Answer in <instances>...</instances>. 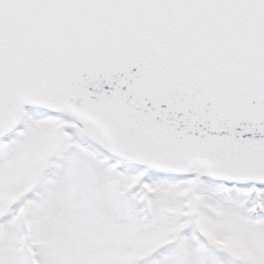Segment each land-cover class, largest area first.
<instances>
[{"label":"snow or ice","instance_id":"obj_1","mask_svg":"<svg viewBox=\"0 0 264 264\" xmlns=\"http://www.w3.org/2000/svg\"><path fill=\"white\" fill-rule=\"evenodd\" d=\"M0 264H264V0H0Z\"/></svg>","mask_w":264,"mask_h":264}]
</instances>
